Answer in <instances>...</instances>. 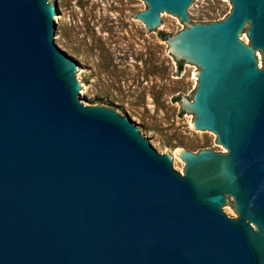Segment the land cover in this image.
Returning a JSON list of instances; mask_svg holds the SVG:
<instances>
[{
	"label": "water",
	"instance_id": "obj_1",
	"mask_svg": "<svg viewBox=\"0 0 264 264\" xmlns=\"http://www.w3.org/2000/svg\"><path fill=\"white\" fill-rule=\"evenodd\" d=\"M155 36L199 67L193 127L227 153L159 154L147 125L81 77L101 74L65 48L51 0H0V264H264V0H143Z\"/></svg>",
	"mask_w": 264,
	"mask_h": 264
},
{
	"label": "rangeland",
	"instance_id": "obj_2",
	"mask_svg": "<svg viewBox=\"0 0 264 264\" xmlns=\"http://www.w3.org/2000/svg\"><path fill=\"white\" fill-rule=\"evenodd\" d=\"M66 20L64 48L82 63L92 64L101 74L81 77L88 86L83 96L93 105L108 98L147 125V138L159 154H175L183 176L185 162L180 149L227 153L217 135L206 136L193 127L195 115L185 114L180 98L192 101L199 67L178 61L160 33L176 34L187 27L166 14L168 26L156 36L135 17L148 5L143 0H51ZM232 9L229 0H205L193 8L194 23L225 19ZM177 98L179 100L177 101Z\"/></svg>",
	"mask_w": 264,
	"mask_h": 264
},
{
	"label": "trees",
	"instance_id": "obj_3",
	"mask_svg": "<svg viewBox=\"0 0 264 264\" xmlns=\"http://www.w3.org/2000/svg\"><path fill=\"white\" fill-rule=\"evenodd\" d=\"M161 37L163 38V40H166V38L168 37L167 34H164V33H160ZM183 61H178V68L179 70L182 69V66H183ZM179 100V98H177V101Z\"/></svg>",
	"mask_w": 264,
	"mask_h": 264
}]
</instances>
